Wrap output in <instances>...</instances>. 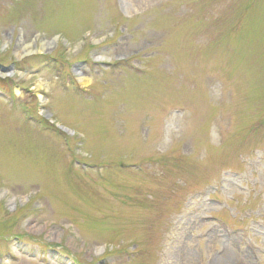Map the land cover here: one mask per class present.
Returning a JSON list of instances; mask_svg holds the SVG:
<instances>
[{"label":"rangeland","instance_id":"obj_1","mask_svg":"<svg viewBox=\"0 0 264 264\" xmlns=\"http://www.w3.org/2000/svg\"><path fill=\"white\" fill-rule=\"evenodd\" d=\"M0 65V264H264V0H0Z\"/></svg>","mask_w":264,"mask_h":264},{"label":"bare ground","instance_id":"obj_2","mask_svg":"<svg viewBox=\"0 0 264 264\" xmlns=\"http://www.w3.org/2000/svg\"><path fill=\"white\" fill-rule=\"evenodd\" d=\"M50 43H48L47 41H43L42 43V49H44L45 47L49 46ZM22 51H20L18 53V55L20 57H22V55H25V54H30V53H33L36 49H35V46L33 45H24L22 48H21Z\"/></svg>","mask_w":264,"mask_h":264},{"label":"water","instance_id":"obj_3","mask_svg":"<svg viewBox=\"0 0 264 264\" xmlns=\"http://www.w3.org/2000/svg\"><path fill=\"white\" fill-rule=\"evenodd\" d=\"M0 68L4 71L12 70V66L4 67L0 65Z\"/></svg>","mask_w":264,"mask_h":264}]
</instances>
